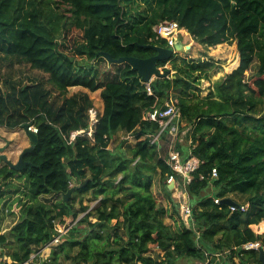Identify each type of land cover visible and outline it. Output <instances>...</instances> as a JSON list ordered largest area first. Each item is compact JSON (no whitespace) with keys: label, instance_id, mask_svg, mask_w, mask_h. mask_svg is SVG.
<instances>
[{"label":"trees","instance_id":"1","mask_svg":"<svg viewBox=\"0 0 264 264\" xmlns=\"http://www.w3.org/2000/svg\"><path fill=\"white\" fill-rule=\"evenodd\" d=\"M165 20L200 45L231 44L239 66L202 96L200 80L221 61L179 51L158 62L176 72L156 77L149 94L131 64L103 56L154 55L150 45L168 46L154 30ZM0 63V126L30 123L38 135L22 171L0 159V214L18 215L0 233V264H261L244 245L264 247V230L253 229L264 220V0H0ZM22 64L48 77L23 85L12 76ZM72 87L100 91L102 106L85 91L67 96ZM167 102L180 107L178 132L167 128L152 143L162 126L145 115ZM91 108L99 110L93 137L71 141L90 127ZM171 151L200 159L187 184L168 163ZM157 174L168 206L154 193ZM233 196L247 210L231 211L223 200Z\"/></svg>","mask_w":264,"mask_h":264},{"label":"rangeland","instance_id":"2","mask_svg":"<svg viewBox=\"0 0 264 264\" xmlns=\"http://www.w3.org/2000/svg\"><path fill=\"white\" fill-rule=\"evenodd\" d=\"M180 38L184 40L185 44L188 45V47L185 46L186 49L180 50V54L183 56L191 57V58H206V59H213L214 60H220L219 66L212 69L208 73V78H203L200 81L199 89H197V92L201 93L202 96H205L210 91V87L219 79L224 77L226 74L232 72L234 69L238 67L240 56L239 53L235 51L234 47L231 44L225 43L219 46L215 47H207L204 45H200L196 43L193 39L189 38V36H186L184 32L181 33ZM103 66H99L100 68H103L104 66H107L106 64H102ZM0 66H5L3 63H0ZM169 69L171 72L170 74H174L176 71L173 69L172 64L167 63L165 67H161V70ZM255 69L251 68L247 72L248 76L252 73H254ZM2 72L4 74H9L7 70L2 69ZM12 76L15 78L14 80H21L22 84H29L33 82L34 80H41L48 77L47 74L43 73L42 71L38 69H33L30 67L29 64H22V65H16L15 69L12 71ZM203 76V75H201ZM48 87H50L49 84H47ZM84 91L82 88L79 87H72L69 89V92L66 94L67 96H72L75 93H79ZM88 92V91H87ZM91 98L94 101V105L97 108H100L102 106V99L100 96V91L96 92H88ZM54 95V94H53ZM184 138V142L187 141V135H182ZM131 142H135V137L131 136L130 138ZM30 139L27 136L26 132L22 127H19L15 130H8L5 127L0 126V146L5 145L8 146L10 149L11 157L14 161L17 160V151L21 153L25 145L29 143ZM163 154H165V151H169V140H165L163 142ZM8 149V151H9ZM167 155V154H166ZM176 192V198L180 200V191L175 190ZM157 196V195H156ZM157 198H159L157 196ZM159 200V199H158ZM2 203V200H0V204ZM165 206L169 205L165 201L161 202ZM182 208V206H181ZM16 213L20 211V207L16 209ZM182 210V209H181ZM182 214L184 215L183 211ZM2 219L5 217L7 218L9 214L2 213ZM185 216V215H184ZM168 223H171L172 225L175 224L174 219L169 217L166 219ZM264 221V220H263ZM253 229L258 232L256 226H253ZM3 228H0V233H3ZM51 252V247L44 248L43 254L45 257H47ZM196 259L192 258H181L178 262V264H194ZM199 264V262H198Z\"/></svg>","mask_w":264,"mask_h":264},{"label":"built area","instance_id":"3","mask_svg":"<svg viewBox=\"0 0 264 264\" xmlns=\"http://www.w3.org/2000/svg\"><path fill=\"white\" fill-rule=\"evenodd\" d=\"M154 30L157 34V38H165L168 42L167 47L172 49H175V45L177 44L181 33L184 32V28H182L179 22L175 20L162 21L161 23L157 24L154 27ZM150 84L151 82H147V90L149 94H153V90ZM89 112H90V121H91L90 127L88 129H79L73 131L70 137L71 141H73L78 135L84 133H87L90 137H93L94 128L96 124L99 122V110L97 108H91ZM180 113H181L180 107L170 102H167L166 107L164 108H155L154 110L147 112V114L145 115L146 119L159 121L162 126L161 131L153 136V139L151 140L152 143L161 142V134L167 128H169L170 134L172 136L176 135V133L178 132L177 122L180 118ZM31 128L36 132L34 126H32ZM131 136L133 135H130L129 139L131 138ZM168 163L171 165L172 169L175 172H177L179 175L183 177L184 183L187 184L188 182L191 181V174L199 168L200 159L196 155L190 152L189 158L186 161H184L179 151H171L170 157L168 158ZM211 176L212 177L218 176V172L216 168H213ZM176 179L177 177L174 174H171L169 175L167 182L169 184H174L175 187ZM215 202L220 203L221 202L220 198L215 199ZM247 207L248 206L246 204H240L239 207L235 205H230L231 211H236L237 209H241L242 211H245L247 210ZM17 208H18L17 205H15L13 211L16 212ZM181 209L185 216L191 215V208L189 206V203L183 204ZM6 213H8V209L6 210ZM2 223H3V219H2V215L0 214V228H2L1 226ZM66 231L67 230H62L61 234L57 236L51 242V244L46 246V248L51 247L53 243L58 244L61 241L62 235L65 234ZM244 247L245 249H258L260 247V243L249 242L246 243Z\"/></svg>","mask_w":264,"mask_h":264},{"label":"water","instance_id":"4","mask_svg":"<svg viewBox=\"0 0 264 264\" xmlns=\"http://www.w3.org/2000/svg\"><path fill=\"white\" fill-rule=\"evenodd\" d=\"M156 53L148 58H139L134 56H122L120 58H114L111 54L107 52H103V56L110 62V63H123L128 62L132 65L134 69H136L142 80L144 82H152L156 77H168L170 75V70L165 69L161 70L158 67V62L170 60L176 52H179L182 49H186L184 44L181 40H178L177 44L175 45V50L166 46L161 45H150ZM32 125L30 123L23 124L22 128L26 132L27 136L29 137L30 141L34 144L38 141L37 133L32 130ZM8 146L0 147V159L4 160L11 168L20 172L24 169V167L29 164L25 160V154L32 150V145L24 148L21 153L19 154L18 160L14 161L8 155ZM77 185L74 182V185L71 186L68 192L64 194V200H68L71 195L73 194ZM174 184L170 188L173 189ZM2 190V180L0 179V192ZM223 202L227 203L228 205H235L237 207L240 206L238 202H236L233 198H225ZM259 251V260L261 264H264V247L260 246L258 248Z\"/></svg>","mask_w":264,"mask_h":264},{"label":"crops","instance_id":"5","mask_svg":"<svg viewBox=\"0 0 264 264\" xmlns=\"http://www.w3.org/2000/svg\"><path fill=\"white\" fill-rule=\"evenodd\" d=\"M184 33L186 34V36H188V32L184 29ZM190 38V37H189ZM183 44H184V46H186V47H188V45L187 44H185V42H183ZM239 63H240V60H239ZM238 66H239V64H238ZM80 88V87H79ZM83 89V88H82ZM85 92H89V90H87V89H83ZM131 141V140H130ZM133 144H134V142H132ZM31 145V141H29V143L27 144V145H25L24 147H22L21 149H24V148H26V147H28V146H30ZM3 145H1L0 147H2ZM5 146V145H4ZM8 152V155L11 157V152H10V149H9V151H7ZM19 151H17V160H18V157H19ZM12 159V158H11ZM13 160V159H12ZM172 186V184H169V187H171ZM172 189V188H171ZM154 193H155V195H157L159 198V201L160 202H162V201H165L166 203H168V201H167V199H166V196H165V191H164V187H163V184L161 183V177H160V175L159 174H157V176H156V178H155V185H154ZM47 197H51V195H47ZM236 198L238 199V197H235L234 198V196H233V199L236 201V202H238L239 203V201L238 200H236ZM240 204H244V202H245V200H240ZM168 206V205H167ZM18 220V215L17 214H14V215H10V216H8L7 218L5 217L4 219H3V223H2V228H3V231L5 232V231H8L15 223H16V221ZM260 225V224H259ZM254 226H258V225H254ZM195 262L196 263H194V264H198V261L197 260H195ZM199 264H201L200 262H199Z\"/></svg>","mask_w":264,"mask_h":264},{"label":"bare ground","instance_id":"6","mask_svg":"<svg viewBox=\"0 0 264 264\" xmlns=\"http://www.w3.org/2000/svg\"><path fill=\"white\" fill-rule=\"evenodd\" d=\"M256 228H257L258 230H260V231H263V230H264V221H262V222L260 223V225L256 226Z\"/></svg>","mask_w":264,"mask_h":264},{"label":"clouds","instance_id":"7","mask_svg":"<svg viewBox=\"0 0 264 264\" xmlns=\"http://www.w3.org/2000/svg\"><path fill=\"white\" fill-rule=\"evenodd\" d=\"M185 30H186V29H185ZM186 31H187V30H186ZM179 39H180V38H179ZM182 43H183V42H182ZM166 47H167V46H166ZM174 50H175V49H174ZM176 53H177V52H176ZM176 53H175V54H176ZM32 126H33V125H32ZM173 188H174V187H173Z\"/></svg>","mask_w":264,"mask_h":264}]
</instances>
